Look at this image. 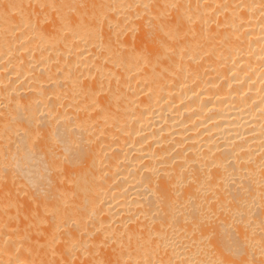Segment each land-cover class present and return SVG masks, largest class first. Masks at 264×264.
Segmentation results:
<instances>
[{"label": "bare ground", "instance_id": "1", "mask_svg": "<svg viewBox=\"0 0 264 264\" xmlns=\"http://www.w3.org/2000/svg\"><path fill=\"white\" fill-rule=\"evenodd\" d=\"M0 264H264V0H0Z\"/></svg>", "mask_w": 264, "mask_h": 264}]
</instances>
